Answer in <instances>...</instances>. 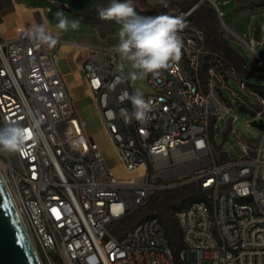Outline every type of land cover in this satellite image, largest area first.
<instances>
[{
  "label": "built area",
  "instance_id": "built-area-1",
  "mask_svg": "<svg viewBox=\"0 0 264 264\" xmlns=\"http://www.w3.org/2000/svg\"><path fill=\"white\" fill-rule=\"evenodd\" d=\"M232 1L199 0L183 17L188 21L208 4L223 18L221 6ZM28 33L18 25L0 30V127L28 126L31 111L42 118L44 139L27 141L26 155L0 152V172L41 264H264V130L258 142L241 144L245 156L238 160L219 161L213 146L217 122L232 109L221 90L264 123L262 86L240 81L242 98L228 82L216 91L212 78L211 90L203 91L180 57L160 77L149 74L148 120L125 124L120 110L133 106L120 97L136 89L114 47L60 35L49 47ZM252 42L249 49L263 63ZM67 43L87 51L83 77L125 177L87 132L58 68ZM237 118H230L231 132L240 138ZM186 185L195 186L201 200L172 213L181 233L178 256L158 215L125 230V221L153 193Z\"/></svg>",
  "mask_w": 264,
  "mask_h": 264
},
{
  "label": "rangeland",
  "instance_id": "rangeland-1",
  "mask_svg": "<svg viewBox=\"0 0 264 264\" xmlns=\"http://www.w3.org/2000/svg\"><path fill=\"white\" fill-rule=\"evenodd\" d=\"M198 1L133 0V3L137 9L146 12L148 16L161 14L184 16ZM109 3L110 0L84 14L64 11V16L69 20L79 21L78 29L72 30L69 28L68 31H63L64 36L83 43L114 47L118 43V33L121 26L115 21L100 19L97 10L98 7H107ZM51 4L50 2L46 3V5L50 6ZM51 7L58 10H66L64 6L56 7L52 5ZM202 9L203 12H201ZM221 11L224 13L223 18L220 17L213 6L200 4L196 11L188 18V21L185 20L186 27L179 34L183 40L181 58L186 74L197 81L203 91L211 90L209 83L213 78L215 81L218 80L215 89L219 92L222 84L228 82L230 88L243 98L245 91L240 87V81L242 80L249 84L262 86L261 91L264 92V62H259L256 54L248 47V43L253 41L258 56L264 59V2L232 1L222 5ZM214 16H216L215 25L213 23ZM202 19L203 24H201ZM209 28H214L216 30L214 31L215 33L210 32ZM218 37L223 38L224 43L232 54H238L245 61L247 68L245 72H236L237 69L233 67L230 60L225 57L223 58L220 53L214 51L210 40ZM120 60H122L121 57ZM137 89L145 94L151 91L148 81L146 82L143 79ZM221 94L222 98L227 104L231 105L232 109L231 112L226 114L225 119L217 122L214 132V142L216 146L226 152L225 156L227 159L238 160L245 156L241 144L258 142L262 137V131L250 124L256 119L255 116L252 112L240 108L235 98L227 89L221 90ZM234 115L238 117L234 123V127L243 135L240 138H236L231 132L232 124L230 123V118ZM86 122L90 132L93 133L94 138L104 150L108 164L118 176L125 177L127 174L120 165L114 148L108 139L107 132L99 118L89 116ZM219 160L223 162L224 158ZM176 189L172 188L153 193L146 205L131 215V218H134V222H132L130 227L143 218L141 215L150 205L153 196H166ZM193 197L199 198L200 195L192 191L187 198L188 204L189 202L191 203L190 199ZM175 209L172 205L166 209L168 222L164 221L160 213H157V215L162 219L169 238L176 237L179 245L182 246L180 229L172 218V213ZM191 264L196 263L193 262Z\"/></svg>",
  "mask_w": 264,
  "mask_h": 264
},
{
  "label": "clouds",
  "instance_id": "clouds-1",
  "mask_svg": "<svg viewBox=\"0 0 264 264\" xmlns=\"http://www.w3.org/2000/svg\"><path fill=\"white\" fill-rule=\"evenodd\" d=\"M97 10L100 19L115 21L121 26L114 51L133 69L129 73L132 81L144 79L148 74L158 78L163 70L170 69L173 62L180 60L183 40L179 33L186 27L183 16H142L137 13L133 0H110L107 7H98ZM56 18V27L61 31H68L69 28L76 30L79 27V21L69 20L63 13L58 12ZM28 36L38 44L49 47L58 42L44 24L33 26ZM123 66L119 67L122 69ZM120 100H129L133 106L131 112L127 109L120 110L125 124H130L133 119L145 123L149 113L153 111L151 100L145 99L140 90L132 95L125 91ZM108 115L114 116L111 112ZM28 119V126L11 122L0 127V152L22 153L27 141L31 140L35 144L44 139L41 131L42 118L29 111Z\"/></svg>",
  "mask_w": 264,
  "mask_h": 264
},
{
  "label": "crops",
  "instance_id": "crops-1",
  "mask_svg": "<svg viewBox=\"0 0 264 264\" xmlns=\"http://www.w3.org/2000/svg\"><path fill=\"white\" fill-rule=\"evenodd\" d=\"M46 3L49 2L41 0H0V30L6 32L18 25L30 31L33 26L44 24L51 35H60L68 41L79 42L64 36L63 31L56 27V24L58 23L56 14L58 12L64 13V11H71L67 8L66 10H58L57 8L51 7L52 5L56 7L64 6L59 3L56 4L50 2L52 3L51 6L46 5ZM86 56V50L76 49L70 43H67L62 46L59 52L58 68L61 71L68 88L74 94L76 109L83 120L87 132L93 135L87 126L86 120L89 116H96L100 121L101 118L94 96L83 77L82 65ZM120 63L121 65H124L123 70L125 74L133 84L134 88L138 90L137 88L142 79L132 81L129 77V73L133 71V69H131L127 61L120 60ZM148 76L149 74L143 80L147 82ZM213 146L218 160L221 158H224V161L228 160L225 156L226 152L216 146L215 142Z\"/></svg>",
  "mask_w": 264,
  "mask_h": 264
},
{
  "label": "water",
  "instance_id": "water-1",
  "mask_svg": "<svg viewBox=\"0 0 264 264\" xmlns=\"http://www.w3.org/2000/svg\"><path fill=\"white\" fill-rule=\"evenodd\" d=\"M59 3L77 14H84L108 0H41ZM264 130L263 120L250 123ZM0 264H41L39 254L25 229L5 180L0 172Z\"/></svg>",
  "mask_w": 264,
  "mask_h": 264
},
{
  "label": "trees",
  "instance_id": "trees-1",
  "mask_svg": "<svg viewBox=\"0 0 264 264\" xmlns=\"http://www.w3.org/2000/svg\"><path fill=\"white\" fill-rule=\"evenodd\" d=\"M135 9H136L137 13H139L140 15H142V16L147 15L146 12L137 9L136 7H135ZM201 12H203V9L201 10ZM213 23H214V25L216 24V16H214ZM201 24H203V19L201 21ZM209 31L215 33L214 31H216V30L214 28H209ZM210 42L212 44V48L214 49V51L216 53H220L223 56V58L225 57L231 61L233 67L235 69H237L236 72L242 73V72H245V70H247L245 61L238 54L234 55L231 53L228 46L224 43L223 38H221V37L214 38V39L210 40ZM248 85L249 86H256V87L259 86V85H255V84H249V83H248ZM190 187H192V188H190ZM192 191H194L196 194L199 195L198 189L195 186L186 185V186H182L180 188H177L174 192H172L166 196H160V195L153 196V198L150 201V205L144 211V213L141 215V216H143V218H141V219H145L147 217L154 216V215L156 216L157 213H160L163 216L164 221L168 222L169 220H168V217L166 216V209L169 206L172 205L175 208H183V207H186L187 205H189L195 201L201 200L200 197L199 198L193 197L192 199H190L191 203L189 202V204H188L187 198H188V195ZM133 219L134 218L129 217V219H127L125 221V223H124L125 229L131 226L132 222H134ZM170 241H171V244H172V247H173L175 254L178 256L179 251L181 249V246L178 243V239L176 237H172V238H170Z\"/></svg>",
  "mask_w": 264,
  "mask_h": 264
},
{
  "label": "snow or ice",
  "instance_id": "snow-or-ice-1",
  "mask_svg": "<svg viewBox=\"0 0 264 264\" xmlns=\"http://www.w3.org/2000/svg\"><path fill=\"white\" fill-rule=\"evenodd\" d=\"M21 154L22 155H26V153H24V152H22ZM53 212H54V214H57L58 215V213L56 212V209H53Z\"/></svg>",
  "mask_w": 264,
  "mask_h": 264
},
{
  "label": "bare ground",
  "instance_id": "bare-ground-1",
  "mask_svg": "<svg viewBox=\"0 0 264 264\" xmlns=\"http://www.w3.org/2000/svg\"><path fill=\"white\" fill-rule=\"evenodd\" d=\"M253 43V45L255 46V43L254 42H252ZM255 48V47H254ZM36 250V249H35ZM36 252H37V250H36ZM38 253V252H37Z\"/></svg>",
  "mask_w": 264,
  "mask_h": 264
}]
</instances>
